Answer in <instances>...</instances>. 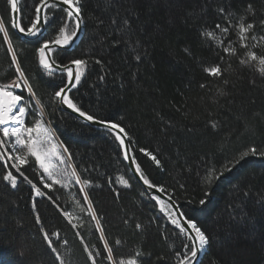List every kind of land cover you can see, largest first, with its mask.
<instances>
[{"label": "trees", "instance_id": "16d2710c", "mask_svg": "<svg viewBox=\"0 0 264 264\" xmlns=\"http://www.w3.org/2000/svg\"><path fill=\"white\" fill-rule=\"evenodd\" d=\"M40 3L18 0L20 26H31ZM78 6L79 39L51 55L58 65L87 61L70 98L120 123L135 165L205 231L209 243L197 264H264V74L258 60L242 63L249 51L264 56V0H78ZM44 16L43 32L25 38L13 27L11 6L0 0V86L19 78V65L27 80L15 90L26 107L23 127L39 120L50 128L72 154L69 159L62 152L65 162L57 167L75 170L88 184L73 178L45 188L35 158L0 132V264H91L88 253L97 251L96 264H109L105 242L117 261L139 254L137 264H177L175 253L185 244L190 252L192 242L133 178L114 134L59 108L54 94L67 76L41 67L37 50L60 27L70 33L75 23L55 4ZM240 22L255 25L247 48L237 34ZM229 43L235 54L224 52ZM217 66L219 76L207 71ZM15 150L28 160L19 166L23 176L13 167L19 163ZM244 152L249 155L241 159ZM8 172L17 176L16 188L3 180ZM33 184L44 197H35Z\"/></svg>", "mask_w": 264, "mask_h": 264}, {"label": "snow or ice", "instance_id": "6c2138e0", "mask_svg": "<svg viewBox=\"0 0 264 264\" xmlns=\"http://www.w3.org/2000/svg\"><path fill=\"white\" fill-rule=\"evenodd\" d=\"M8 4L11 6V9L13 12L17 10L18 4L17 0H7ZM41 3H44V0H40ZM62 3L64 5H67V8L65 9L67 16L69 18H73L75 20V28L70 33L65 32V27L59 28V35L55 37L52 41H44V43L38 48V54H39V64L44 69H52L53 65L50 63L51 57L48 56V53H52L54 49L67 47L70 45L71 42H73L74 38L77 37V32L80 29L81 24V18H80V12L81 9L78 6V0H62ZM251 8V5L248 6ZM40 8H36V18L35 21L31 23V26L25 29V27L20 26L19 24H14V28H18V30L21 33H26L27 35L36 36L38 35L42 29L40 27L41 23L47 24L49 17L44 16L43 19L40 15ZM223 12V9L221 10ZM227 23V21H225ZM264 23V22H262ZM253 23H245L240 22L237 27V34L239 36V40L241 42V47L247 48V44L244 43L248 39V34L250 30L254 28ZM217 29H220L221 25H216ZM229 27H235L233 25H229ZM229 27H224L222 29V35L227 36L229 33ZM0 31H4L3 24H0ZM208 36H213V33L209 32L207 33ZM5 38L7 39V33L5 32ZM255 39V37H253ZM11 44H9V51H11ZM225 53L228 54H235V49L231 47V43H229L228 47H225L224 49ZM137 60L140 59L139 56L136 57ZM259 61V64L261 65L259 71L261 74H264V56H257L256 52L249 51L247 53V59L242 61V63H248V62H255ZM12 62L14 64L17 63L16 60V54L13 53L12 56ZM96 63H100L99 60L96 61ZM74 66V67H73ZM87 67V61L84 59H73L71 60V66H67L66 68L62 69V71H66L67 74V82L64 83L62 87L59 88L58 91H55V97L58 98L62 102V106H66L67 109L73 110L75 113L79 115V117L85 119L88 122H97L100 125H102L107 131L114 134V139L118 141L121 148H126L125 141L128 138V132L125 130L123 126H121L120 123L112 122L111 120H105L103 118H99L95 114H90L89 111L82 110L80 106H78L77 103L73 101L72 98L68 95L69 92H71L73 89H76L77 86L81 83L82 77L85 74ZM16 71L20 73V76L15 83L14 87L18 89L20 87V81H23V83L27 86V80L24 79V72L21 71L19 65H17ZM211 75L213 76H219L221 74L220 68L212 67L207 70ZM104 79V76H100V80L102 81ZM5 87H11V86H5ZM203 87V85H201ZM29 92H31V87H29ZM22 100V97L20 95H15L13 91H7L4 90V88H0V125H6L8 123H14L19 124L21 127H13L11 130H9L7 127L3 129V135L5 137H15L16 142L20 144L23 148L27 150V153L35 158V162L38 163L39 167L43 170V173L46 174L48 178H51L54 184L62 185L66 182H70L73 178L75 179V183L77 185H80L83 183L85 186H87L88 181L84 180L81 181L80 176L77 175L75 170H69L67 168H59L56 167L53 164V159H59L61 163H64V159L61 157V153L58 151V147L56 143H53V133L50 128L45 127L39 120L35 122L34 127H23V117L26 114V107L20 104ZM18 111L14 112V109H17ZM2 143V142H0ZM141 152H144V149H140ZM63 152L68 154L69 159L71 158V153L68 152V148H63ZM252 154H256V149H251ZM149 155H151L149 153ZM249 155V152H244L241 159L244 157H247ZM259 155L264 156V152H260ZM129 152L127 150L124 151V159L128 160ZM152 160L155 161L157 165L160 164V161L156 158V156H151ZM13 159L18 160L17 165H13L16 172L23 176V173L20 171V165H25L28 163V160L24 156L19 157H13ZM132 162L135 163V158H131ZM230 171L231 169H226ZM135 173H139V179L143 181V184L147 186V190L157 189V194H155L152 198L156 202V204L160 205V211L163 213L167 220L170 222L171 225H173L176 229L179 230L180 233L184 234L192 243L191 248L189 252V245L185 244L183 245L182 251H177L175 253L176 262L177 264H197V256L198 252L203 250L205 246L209 243V237L203 231L200 227H198L197 223L194 222L191 219H186L185 214L182 211H179V209L176 208L175 202L172 200L171 196H167L165 199H161V194L165 193L167 189L164 187L157 188V186L150 182V180L143 174L141 171L140 166L137 164L134 169ZM223 173H220L222 175ZM59 177V178H57ZM219 177H217L218 179ZM41 179H45V177L42 175ZM3 180L5 182H10V186L12 188L17 187V176L13 175L12 172H8L7 175L3 177ZM208 182L211 183V177L208 178ZM29 183H31L29 181ZM53 183H46L44 184L45 188L51 189L53 187ZM32 188L35 192V197H44L45 193L41 191L39 187H36L35 184L32 185ZM80 191L84 193L83 199H88V193L85 191L84 187L80 188ZM119 195V193H117ZM207 196L208 193H205ZM49 200L52 198L49 196ZM200 205H205L206 200L201 199L199 201ZM35 206V204H34ZM173 209H176L174 212ZM93 216V219H97V217L89 213ZM65 216H68L69 214L67 212L64 213ZM182 221H184L182 223ZM36 223L40 224V216H36ZM99 224V221H98ZM75 227V225H74ZM136 227L139 229L141 226L139 224L136 225ZM43 231V229H41ZM101 232V239H104L103 236V228L100 229ZM52 235H57L56 233H53ZM43 239L47 241L48 246L51 248L52 246V240L50 239L47 232H44ZM120 241L117 240L116 244L119 245ZM104 248L107 252V260L109 264H137V260L140 259L139 254H137L136 259H128V260H115L113 257V250L112 248L108 247L107 242L104 244ZM52 251H55L53 248ZM89 258L91 259V264H96V256L102 255L100 251H97L96 256H93L91 252L88 253Z\"/></svg>", "mask_w": 264, "mask_h": 264}, {"label": "water", "instance_id": "95a60500", "mask_svg": "<svg viewBox=\"0 0 264 264\" xmlns=\"http://www.w3.org/2000/svg\"><path fill=\"white\" fill-rule=\"evenodd\" d=\"M17 4H18V0H17ZM50 4L58 5V6L62 7L64 10L67 8V5H64V4L62 3V0H44V3H40L39 6H38V7L40 8V10H41V11H40V15H41V18H42V19H43V17H44V11H45L46 7H47L48 5H50ZM12 19H13V25H14V24H19L18 7H17V10H16L15 12H13V10H12ZM73 20H74V19H73ZM74 23H75V20H74ZM40 27H41L42 31H41L38 35H36V36H31V35H27L26 33H21V32L18 30V28H16V30L18 31V33H19L21 36H23V37H25V38H30V37H37V36H39V35L43 32V30H44V24L41 23ZM82 30H83V24H82V21H81L80 29H79L78 32H77V37L74 38L73 42H71L70 45L67 46V47H62V48H58V49H69V48H71V47L77 42V40L79 39V37H80V35H81V33H82ZM54 50H56V49H54ZM47 55L51 57L52 53H48ZM50 63H52L53 67H52V69H50V70L47 69V70L52 71V72H56V73H64V74L67 76L66 71H62V69L66 68L67 66H71V62H69V63H67V64H64V65H58V64H56V63L52 60V57H51ZM39 65H40V64H39ZM40 66H41V65H40ZM41 67H42V66H41ZM73 67H74V66H73ZM66 82H67V80H66ZM68 94H69V93H68ZM58 106H59V108L62 109L63 111L68 112V113H70V114L76 116L77 118H79V119H81L82 121H84V122H86L87 124H89L91 127L98 128V129H105V128H104L102 125H100L99 123H97V122H88V121H86L85 119L79 117V115H78L77 113H75L73 110H71V109H67L66 106H62V102H61L59 99H58ZM105 130H106V129H105ZM125 144H126V148H122V151H123V157H124V151L127 150V151L129 152V157H130V158H129L128 160H125V159H124V160H125V162H126V164H127V167H128V169H129L131 175L133 176V178H134L135 180H137V181L141 184V186H142L143 189L147 192V194H149L150 196H154L155 194H157V189L147 190V186L144 185V184H143V181H141V180L139 179V173H135V172H134V169H135V166H136V165H135V163H133L132 160H131L132 156H131V153H130L129 143H128V140H127V139H126V141H125ZM157 188H158V187H157ZM166 197H167V195H166L165 193L161 194V199H165ZM175 204H176V203H175ZM176 208L179 209V206H178L177 204H176ZM173 211L175 212L176 209H173ZM179 211H180V209H179ZM183 222H184V221H182V223H183ZM202 253H203V250H201V251L198 252L197 263H198V261H199L201 255H202Z\"/></svg>", "mask_w": 264, "mask_h": 264}, {"label": "rangeland", "instance_id": "374dc122", "mask_svg": "<svg viewBox=\"0 0 264 264\" xmlns=\"http://www.w3.org/2000/svg\"><path fill=\"white\" fill-rule=\"evenodd\" d=\"M18 79H15L13 80L11 83H9L8 85H4V86H0V88H4V90H7V91H13L14 94H15V90H18L20 89V87L18 89H16L14 87L15 83L17 82ZM5 86H11V87H5ZM16 95V94H15ZM20 106V104L18 105V107ZM14 112L18 111V108L17 109H14L13 110ZM7 127L9 130H11L13 127H21V125L19 124H14V123H8L6 125H0V132L3 134V129ZM52 131V130H51ZM53 133V132H52ZM9 138H11L13 141V146H21L20 144H18L16 142V139L15 137H11L9 136ZM53 143H56L57 144V147H58V151L61 153V157H62V152H63V147L62 145L60 144V142L56 139V137L54 136L53 134ZM15 153L17 155V157H19L20 155L18 154V151L15 150ZM64 153V152H63ZM53 164L57 167L58 166V162H61L59 159H53ZM38 164V163H37ZM39 166V165H38ZM40 168V167H39ZM41 169V168H40ZM41 171L43 172V170L41 169ZM43 176L45 177V184L46 183H53L52 179L51 178H48L46 176V174L43 173Z\"/></svg>", "mask_w": 264, "mask_h": 264}]
</instances>
